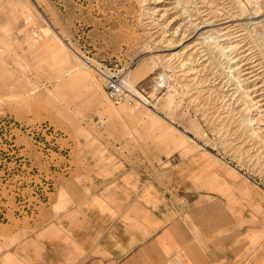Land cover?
Listing matches in <instances>:
<instances>
[{"label":"rangeland","instance_id":"1","mask_svg":"<svg viewBox=\"0 0 264 264\" xmlns=\"http://www.w3.org/2000/svg\"><path fill=\"white\" fill-rule=\"evenodd\" d=\"M86 152L224 199L264 264V0H0V264H45L48 207Z\"/></svg>","mask_w":264,"mask_h":264},{"label":"crops","instance_id":"2","mask_svg":"<svg viewBox=\"0 0 264 264\" xmlns=\"http://www.w3.org/2000/svg\"><path fill=\"white\" fill-rule=\"evenodd\" d=\"M85 154L80 184H57L48 207L45 264H247L246 238L232 234L238 222L224 199L145 184L128 161ZM51 234L67 240L69 260L51 249Z\"/></svg>","mask_w":264,"mask_h":264},{"label":"built area","instance_id":"3","mask_svg":"<svg viewBox=\"0 0 264 264\" xmlns=\"http://www.w3.org/2000/svg\"><path fill=\"white\" fill-rule=\"evenodd\" d=\"M99 73L104 78V85L108 96L115 102L125 100L128 96V89L125 87L123 74L118 73L115 68L106 66L98 68Z\"/></svg>","mask_w":264,"mask_h":264},{"label":"bare ground","instance_id":"4","mask_svg":"<svg viewBox=\"0 0 264 264\" xmlns=\"http://www.w3.org/2000/svg\"><path fill=\"white\" fill-rule=\"evenodd\" d=\"M82 75V73H80V72H76L75 73V76H78V77H80ZM127 83V82H126Z\"/></svg>","mask_w":264,"mask_h":264}]
</instances>
